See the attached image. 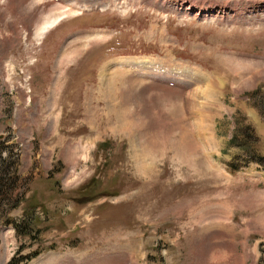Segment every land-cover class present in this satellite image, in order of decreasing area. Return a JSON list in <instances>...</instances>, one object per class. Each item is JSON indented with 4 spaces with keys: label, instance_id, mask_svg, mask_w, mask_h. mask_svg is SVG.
<instances>
[{
    "label": "rangeland",
    "instance_id": "1",
    "mask_svg": "<svg viewBox=\"0 0 264 264\" xmlns=\"http://www.w3.org/2000/svg\"><path fill=\"white\" fill-rule=\"evenodd\" d=\"M46 240L264 264V0H0V264Z\"/></svg>",
    "mask_w": 264,
    "mask_h": 264
},
{
    "label": "crops",
    "instance_id": "2",
    "mask_svg": "<svg viewBox=\"0 0 264 264\" xmlns=\"http://www.w3.org/2000/svg\"><path fill=\"white\" fill-rule=\"evenodd\" d=\"M61 235L62 234H59L58 236L60 237ZM55 243H56V247L51 248V246H49L50 241L46 240L44 242H41L40 244L41 250L37 251L38 253L29 259V263H32V264H65L66 263L65 258L68 257L67 256L68 254H65L64 253L65 251H62L60 248H58L57 244L59 242L55 241Z\"/></svg>",
    "mask_w": 264,
    "mask_h": 264
},
{
    "label": "bare ground",
    "instance_id": "3",
    "mask_svg": "<svg viewBox=\"0 0 264 264\" xmlns=\"http://www.w3.org/2000/svg\"><path fill=\"white\" fill-rule=\"evenodd\" d=\"M58 19V18H57ZM56 19V20H57ZM56 20H54V21H51V22H48V23H45L43 26H41V28H40V31L39 32H42L43 30H44V28L45 27H50V26H52L54 23H56L55 21ZM39 30V29H38ZM144 149H146V148H144ZM140 150V149H139ZM146 154H147V150H141V155L140 156H142V157H140L142 160H145V156H146ZM154 159V158H153ZM145 162V161H144Z\"/></svg>",
    "mask_w": 264,
    "mask_h": 264
},
{
    "label": "trees",
    "instance_id": "4",
    "mask_svg": "<svg viewBox=\"0 0 264 264\" xmlns=\"http://www.w3.org/2000/svg\"><path fill=\"white\" fill-rule=\"evenodd\" d=\"M3 182H4V181H3ZM34 254H35V253H33V255H34ZM19 260H20V259L12 260L9 264H17Z\"/></svg>",
    "mask_w": 264,
    "mask_h": 264
}]
</instances>
